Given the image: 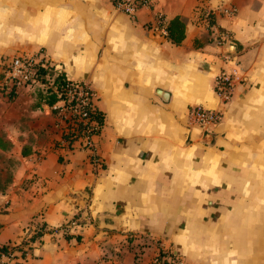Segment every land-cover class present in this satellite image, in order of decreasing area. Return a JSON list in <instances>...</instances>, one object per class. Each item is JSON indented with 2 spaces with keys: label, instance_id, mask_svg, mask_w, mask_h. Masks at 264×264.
<instances>
[{
  "label": "crops",
  "instance_id": "1",
  "mask_svg": "<svg viewBox=\"0 0 264 264\" xmlns=\"http://www.w3.org/2000/svg\"><path fill=\"white\" fill-rule=\"evenodd\" d=\"M158 14L184 18L180 43ZM36 52L94 89L103 165L83 140L64 141L45 86L0 89V245L47 224L25 258L0 264H152L160 250L264 264V0H154L134 18L110 0H0V63ZM233 69L223 103L216 79ZM196 105L223 117L193 124Z\"/></svg>",
  "mask_w": 264,
  "mask_h": 264
},
{
  "label": "built area",
  "instance_id": "2",
  "mask_svg": "<svg viewBox=\"0 0 264 264\" xmlns=\"http://www.w3.org/2000/svg\"><path fill=\"white\" fill-rule=\"evenodd\" d=\"M115 9L124 12L131 17H136L137 12L143 7H152L154 0H110ZM222 12L227 17H233L236 14V8L234 6L223 8ZM215 10H207L204 13L210 27L215 24ZM164 15H157L156 29L162 30L167 33L165 29L166 18ZM218 39L220 43L226 44L231 36L227 32H219ZM230 42V41H229ZM228 61H233V55L230 51H227L226 56ZM2 67L4 77L0 81V89L9 97H13L18 94L21 88H33L36 85L42 83L39 77L40 67H55L42 52H36L32 54H18L13 57L3 59L0 63ZM238 78V72L233 69L228 73L223 71L216 79L215 90L223 103H227L233 97L236 79ZM65 97L58 101L53 109L60 116V121H65L68 125H73L80 121L87 124L90 122L89 111H94L96 108V93L94 89L87 82L73 81L68 86L63 88ZM189 117L193 124L199 125L203 128H208L217 124L223 117L221 111L212 110L204 107L203 105L191 106L189 110ZM65 126V127H66ZM91 126H96L95 121H91ZM64 127V128H65ZM93 127H89L91 131ZM92 137H85L81 140L85 142V147L92 150V161L96 165H101L102 161L95 152ZM103 165V164H102ZM28 232L25 234L27 236ZM174 255L175 264L183 263L176 253L171 252ZM10 257H13L12 255ZM172 259V258H171ZM158 264H163L159 263Z\"/></svg>",
  "mask_w": 264,
  "mask_h": 264
},
{
  "label": "trees",
  "instance_id": "3",
  "mask_svg": "<svg viewBox=\"0 0 264 264\" xmlns=\"http://www.w3.org/2000/svg\"><path fill=\"white\" fill-rule=\"evenodd\" d=\"M166 26L165 29L169 34V37L175 43H180L185 37L186 21L181 16H176L170 21L167 20L166 16ZM39 77L42 81L41 84H45L43 91L40 93L47 99L48 103L53 106L65 97L64 87L68 86L72 80H70L64 71L56 69V67H40ZM4 77V73H3ZM53 111L57 113L54 109ZM90 122L84 124L80 121L73 125H68L63 130V139L70 148L74 147V143L85 137H92L93 135H98L101 132L102 126L105 122V113L98 108L94 111H89ZM91 121L96 122V126H91ZM89 127H93L91 131L88 130ZM47 224L43 223L38 225L36 228L29 230L27 236L23 239L21 244H5L0 245V257L3 255L11 256L16 251L20 252L21 258H25L32 243L41 238V236L46 231ZM13 256V257H14ZM172 258V259H171ZM174 255L169 251L160 250L158 255L155 257L152 264H175Z\"/></svg>",
  "mask_w": 264,
  "mask_h": 264
},
{
  "label": "rangeland",
  "instance_id": "4",
  "mask_svg": "<svg viewBox=\"0 0 264 264\" xmlns=\"http://www.w3.org/2000/svg\"><path fill=\"white\" fill-rule=\"evenodd\" d=\"M7 58H10V56H8V57H6V58H4V59H7ZM38 86L41 88V87H44L45 84H39ZM55 114H56V113H55ZM56 117H57L59 120H61L59 115L56 114ZM59 123L61 124V125L59 126V129H61V130L63 131V130H64V127L66 126L67 123H66L65 121H59ZM62 126H63V127H62ZM169 252L171 253V252H173V250H169Z\"/></svg>",
  "mask_w": 264,
  "mask_h": 264
}]
</instances>
